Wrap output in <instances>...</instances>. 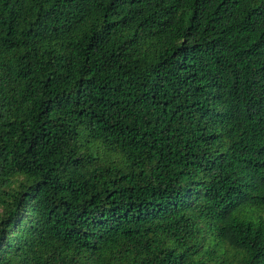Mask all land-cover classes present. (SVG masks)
Here are the masks:
<instances>
[{
    "label": "trees",
    "instance_id": "obj_1",
    "mask_svg": "<svg viewBox=\"0 0 264 264\" xmlns=\"http://www.w3.org/2000/svg\"><path fill=\"white\" fill-rule=\"evenodd\" d=\"M0 264H264V0H0Z\"/></svg>",
    "mask_w": 264,
    "mask_h": 264
}]
</instances>
